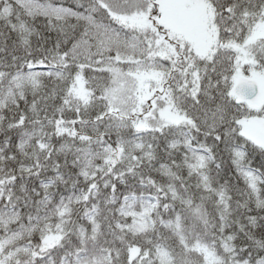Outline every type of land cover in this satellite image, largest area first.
<instances>
[{
	"label": "snow or ice",
	"instance_id": "obj_1",
	"mask_svg": "<svg viewBox=\"0 0 264 264\" xmlns=\"http://www.w3.org/2000/svg\"><path fill=\"white\" fill-rule=\"evenodd\" d=\"M0 264H264V0H0Z\"/></svg>",
	"mask_w": 264,
	"mask_h": 264
}]
</instances>
